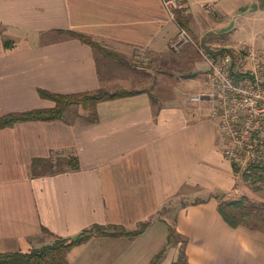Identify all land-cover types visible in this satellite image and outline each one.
I'll list each match as a JSON object with an SVG mask.
<instances>
[{
	"label": "crops",
	"instance_id": "crops-1",
	"mask_svg": "<svg viewBox=\"0 0 264 264\" xmlns=\"http://www.w3.org/2000/svg\"><path fill=\"white\" fill-rule=\"evenodd\" d=\"M179 1L192 15L188 31L198 44L214 51L241 44L211 35L209 20L194 12L195 0ZM70 31L123 57L124 65L145 49L153 65L168 66L169 77L171 54L182 48L181 59L203 69L204 78L196 84L201 73L188 75L197 78L189 93L182 92L190 79L183 75L161 96L130 89L135 94L99 102L97 122L71 106L67 120L0 128V253L28 252L94 224L133 232L150 222L135 237L93 236L68 259L151 264L174 229L179 237L157 264H173L182 250L189 264H264L263 229L233 227L220 211L221 200L240 199L242 180L225 155L218 122L191 100L207 88L208 65L199 51L200 61H193L185 47L190 43L173 47L180 27L163 0H0V117L53 107L42 89L72 94L105 88L95 48ZM76 156L80 168L72 169ZM37 159L45 163L36 169Z\"/></svg>",
	"mask_w": 264,
	"mask_h": 264
},
{
	"label": "built area",
	"instance_id": "built-area-1",
	"mask_svg": "<svg viewBox=\"0 0 264 264\" xmlns=\"http://www.w3.org/2000/svg\"><path fill=\"white\" fill-rule=\"evenodd\" d=\"M173 20L179 0H163ZM179 24V23H178ZM176 50L193 43L208 65L206 90L194 93L191 100L207 107L218 122L226 140V157L241 168L260 166L264 182V47L239 44L224 52H212L198 44L180 26ZM145 50V49H142Z\"/></svg>",
	"mask_w": 264,
	"mask_h": 264
},
{
	"label": "rangeland",
	"instance_id": "rangeland-1",
	"mask_svg": "<svg viewBox=\"0 0 264 264\" xmlns=\"http://www.w3.org/2000/svg\"><path fill=\"white\" fill-rule=\"evenodd\" d=\"M195 2L198 3V9H195L196 11L194 12L196 15L200 16L202 13L203 17L209 20H205V25L208 24V27H210L209 30L212 32L211 35L229 44L241 42V44L255 45L258 48L261 45V41H264V0H206V7L204 8L201 7V2H203V0H195ZM202 4L204 6V3ZM257 6L258 10H256ZM185 47H187V50H190L193 61L199 59L200 56L198 57L197 55L198 49H196L197 47L193 45V43L186 44ZM218 48H216L217 51L215 52H224L230 47L222 46ZM180 50H173L175 52H172L173 54L170 53L174 60V68L172 70V75L174 76L169 77L167 76L168 66L153 65L150 58L154 55L146 50L140 49L138 54L136 53L134 60H132L133 62L130 61L129 65H124L122 63L126 60L123 57H120L119 60L107 57L103 50L98 48L96 49V55L98 56L102 83L105 88L110 91L142 88L152 90L155 94L161 96V93L165 94L170 90L171 85H174V78L179 80L180 75H183L190 79L186 81V85L182 89V92L189 93L196 87L193 83L196 77L194 75H192L194 77L188 75L194 72H197V74L201 73L202 77L196 78V84H199L203 81V73L205 71L203 69L199 71L196 67L190 66V64L186 62V58L183 61L179 55ZM166 56L168 58L166 61L168 62L170 58L168 54H166ZM203 90H206V88ZM74 108L80 112L83 111L87 116L88 111L82 104L75 105ZM244 171L245 168H241L239 171L240 173L238 172L243 186L242 196L240 195L238 197H246V203L255 209L254 213H257L255 222L257 225H263L264 182L258 181L257 184H261V189H257V186L253 182L251 183V181L249 182L248 179H246ZM162 212L166 213L167 208L163 209ZM167 215L170 217L173 216L172 213H168ZM262 217L263 219H261ZM178 237V235L174 236V238Z\"/></svg>",
	"mask_w": 264,
	"mask_h": 264
},
{
	"label": "trees",
	"instance_id": "trees-1",
	"mask_svg": "<svg viewBox=\"0 0 264 264\" xmlns=\"http://www.w3.org/2000/svg\"><path fill=\"white\" fill-rule=\"evenodd\" d=\"M176 19L180 26L189 30V26L192 21L191 13L189 14L183 7L178 8L176 9ZM69 33L91 44L95 50L98 48L103 50L107 57L114 58L116 60L120 59V56L102 48L99 43L94 41L88 35L73 31H70ZM6 46H9L8 42H6ZM208 50L214 52L212 49ZM40 93L43 97L52 99L55 102V105L51 108H39L3 115L0 117V128L24 121L67 120L66 115L69 108L78 104H82L88 111L87 119L89 121L97 122L99 120L97 113V105L99 102L127 97L135 94V91L128 89L110 91L106 88H100L93 92L61 94L42 89ZM44 163L43 159H37L34 161V167L37 169V167L43 165ZM70 164L72 169L80 168V162L77 156L71 160ZM233 165L237 172L240 171V168L236 166L235 163H233ZM262 170L263 169L260 166L252 164L248 170L244 171L246 179H248L249 182L251 181V183L253 182L257 186V189H261V184L258 185L257 182L263 181V176L261 174ZM246 201V197H241L236 200H221L220 211L228 223L233 227L245 225L251 228L264 229V221L263 225H257L255 222L257 219L255 218L257 213H254L255 209L252 208V206H249ZM261 219H263V217ZM149 225L150 222L143 223L138 230L132 232L121 228V226L94 224L84 229L75 237L65 238L57 236L52 242L43 244L40 247L34 248L28 252L17 251L0 253V264H71L68 259L69 251L76 246L88 242L93 236L109 235L135 237L142 234ZM175 235H177L175 230L171 229L168 245L175 243V240H173ZM167 246L154 258L151 264H157L162 259L165 251L167 250ZM173 264H189L184 250H182L178 261Z\"/></svg>",
	"mask_w": 264,
	"mask_h": 264
}]
</instances>
